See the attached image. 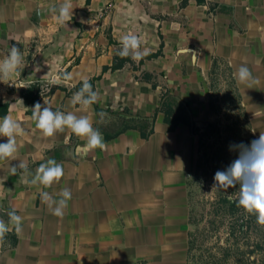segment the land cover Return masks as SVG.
<instances>
[{"label": "crops", "instance_id": "crops-1", "mask_svg": "<svg viewBox=\"0 0 264 264\" xmlns=\"http://www.w3.org/2000/svg\"><path fill=\"white\" fill-rule=\"evenodd\" d=\"M61 3L0 0V60L13 45L23 56L20 75L0 80V103L9 102L4 116L24 129L14 156L0 160V219L9 225L0 264H186L198 136L183 124L168 129L164 114L155 112L160 89L166 86L193 109L210 72L224 64L251 127L264 130V0H72L66 25L52 11ZM126 34L141 42V58L130 55L136 67L104 70ZM242 65L253 78L246 83L236 78ZM143 71L155 87L141 79ZM57 75L70 77L71 90L56 87L36 103L87 117L104 150L86 149L85 139L68 128L45 136L32 119L36 103L7 86ZM85 80H93L96 93L87 107L72 102ZM138 117L148 120L147 137L138 128L121 130L122 119ZM257 131L258 139L264 131ZM48 159L64 175L50 187L32 184ZM64 188L72 197L62 216L53 215L41 194L59 200ZM12 210L22 218L20 233L9 221Z\"/></svg>", "mask_w": 264, "mask_h": 264}, {"label": "rangeland", "instance_id": "rangeland-1", "mask_svg": "<svg viewBox=\"0 0 264 264\" xmlns=\"http://www.w3.org/2000/svg\"><path fill=\"white\" fill-rule=\"evenodd\" d=\"M162 86L160 95L167 89ZM236 93L228 67L219 64L205 81L202 99L193 98L197 100L193 109L169 90L164 97L175 116H191L200 133H204L208 121L221 129L218 135H204L197 171L188 182L190 237L186 264H264V224L238 204L239 184L225 190L216 187L214 181L216 171L225 169L238 156L230 145L249 144L257 139V130L264 131L251 127L243 106V111L238 108ZM222 196L236 199L237 207L225 208Z\"/></svg>", "mask_w": 264, "mask_h": 264}, {"label": "clouds", "instance_id": "clouds-1", "mask_svg": "<svg viewBox=\"0 0 264 264\" xmlns=\"http://www.w3.org/2000/svg\"><path fill=\"white\" fill-rule=\"evenodd\" d=\"M72 0H63V3L54 7L53 12L57 13V23L66 25L72 19ZM121 48L118 55L121 57L132 56L133 59H140V40L134 34H126L121 38ZM23 63V56L16 46H12L3 60H0V80L9 78L11 75H20L19 69ZM66 78H70L66 75ZM236 78L240 83L251 81L252 75L248 67H239ZM59 82V78H57ZM96 99V93L92 86L85 80L81 89L74 93L72 102L81 103L84 106L91 105ZM22 103V101H20ZM32 119L36 127L45 136L51 137L58 131L65 128L70 129L76 136L83 137L86 141L85 148L88 150L106 148L102 134L92 127L91 121L85 117H77L69 112L65 114L59 110L53 111L49 106L36 103L32 108ZM24 135V129L20 123L10 115L0 119V137H6V142L0 143V160L13 157L17 152L16 136ZM230 150L238 151L237 158L232 161L224 170H217L214 174L216 187L235 188L239 184L238 204L249 214L257 216L259 223L264 224V135L251 141L249 144L240 143L230 145ZM24 167L25 165H20ZM16 166L12 167V174H16ZM64 175L63 167L54 159H48L41 163L33 177L32 184H42L50 187L54 181H59ZM42 199L49 203L53 215L62 216L63 210L67 208L68 201L72 197L71 190H61V199L55 200L49 193L43 192ZM12 227L17 233L22 231V218L15 210L7 213ZM9 231L8 222L0 219V243L3 242L5 234Z\"/></svg>", "mask_w": 264, "mask_h": 264}, {"label": "trees", "instance_id": "trees-1", "mask_svg": "<svg viewBox=\"0 0 264 264\" xmlns=\"http://www.w3.org/2000/svg\"><path fill=\"white\" fill-rule=\"evenodd\" d=\"M200 1V0H199ZM159 52L156 53H150L145 55V58H153V57H157L159 55ZM143 59L140 60L139 63H141ZM126 63H130L133 68H135L136 66L133 64V61L131 59L130 56L127 57H121L120 55L116 54L113 58L112 64L109 67H105L104 70L110 69L111 71L114 70H118L122 67L125 66ZM152 77L153 75L143 71L141 73V79L146 81V82H151L152 83V87H155V84L152 81ZM88 82L90 83V85L92 86V91L94 89V84H93V80H88ZM83 85V82L76 85L74 88V91L78 92L81 87ZM37 91H38V85L37 84H30L29 86H27L26 88H23L20 90V95L21 97L24 99V101L31 103V104H35L37 102ZM168 93V90L166 89V93H161L160 95V102L159 105L156 108L155 112H162L164 114V121L165 123L168 125V129H174L177 125L179 124H183L186 125L189 129L190 132H192L193 134H196L198 136V160H199V155L201 153V149L203 147V137L205 134H209L210 133L214 134L216 133L218 135V133H220L221 129L219 126H217L215 123L213 122H206V129H204V133H200V128L197 127V125L195 124V122L191 119V116L189 117H182V116H175V112L171 107V104L167 101H165L164 97L166 96V94ZM236 98H237V102H238V108L240 107L241 110L243 111L242 106L240 105V98H239V94L236 93ZM186 106V105H185ZM8 107H9V102H3L0 103V117L4 116L7 111H8ZM245 117V114H244ZM121 130H126L127 128L130 127H134V128H138L140 130V134L142 137H147L148 134H150L152 132V129L148 128V120H144L143 118H131V119H122L121 121ZM206 132V133H205ZM215 154H214V159L217 156V151L215 149ZM215 162V161H214ZM198 168V162H197V167H196V171ZM222 170H224V168H220ZM221 202H223L226 207L225 208H230L231 210H233L234 208L237 207V201L236 199H232L231 197L228 196H222L221 197Z\"/></svg>", "mask_w": 264, "mask_h": 264}, {"label": "built area", "instance_id": "built-area-1", "mask_svg": "<svg viewBox=\"0 0 264 264\" xmlns=\"http://www.w3.org/2000/svg\"><path fill=\"white\" fill-rule=\"evenodd\" d=\"M57 78H59V82H57ZM65 77L59 76L57 75L55 78H50V79H44V80H39L36 82H32V83H24V82H19L17 84L13 83V82H8L7 86L9 89L11 88H26L27 86H29L30 84H37L38 85V91H37V102L39 101H43L49 98L50 94L52 93V91L54 90V88L56 87H64L66 89V91H70L71 88L67 86V83L65 81Z\"/></svg>", "mask_w": 264, "mask_h": 264}]
</instances>
